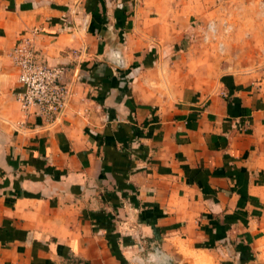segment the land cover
Wrapping results in <instances>:
<instances>
[{"label":"crops","instance_id":"crops-1","mask_svg":"<svg viewBox=\"0 0 264 264\" xmlns=\"http://www.w3.org/2000/svg\"><path fill=\"white\" fill-rule=\"evenodd\" d=\"M233 1L264 15V0H0V264H264V70L197 53ZM22 38L69 68L55 124L18 100Z\"/></svg>","mask_w":264,"mask_h":264},{"label":"rangeland","instance_id":"rangeland-1","mask_svg":"<svg viewBox=\"0 0 264 264\" xmlns=\"http://www.w3.org/2000/svg\"><path fill=\"white\" fill-rule=\"evenodd\" d=\"M237 6L234 1L225 4L206 29L199 32L205 46L198 48L197 53L217 65V69L264 70V15L255 16L250 10L236 14Z\"/></svg>","mask_w":264,"mask_h":264},{"label":"built area","instance_id":"built-area-1","mask_svg":"<svg viewBox=\"0 0 264 264\" xmlns=\"http://www.w3.org/2000/svg\"><path fill=\"white\" fill-rule=\"evenodd\" d=\"M11 57L18 73L21 91L17 97L23 110L47 124L61 120L71 98V89L65 82L69 68L49 65L33 41L26 38L19 41Z\"/></svg>","mask_w":264,"mask_h":264},{"label":"water","instance_id":"water-1","mask_svg":"<svg viewBox=\"0 0 264 264\" xmlns=\"http://www.w3.org/2000/svg\"><path fill=\"white\" fill-rule=\"evenodd\" d=\"M116 57H117L118 60H116V61L114 62V64H115L116 66L120 67V68H124V67H125V63L122 61V59L119 57L118 54H116Z\"/></svg>","mask_w":264,"mask_h":264}]
</instances>
